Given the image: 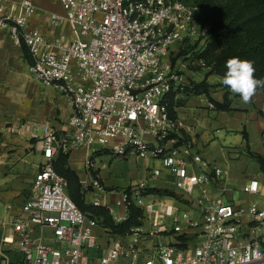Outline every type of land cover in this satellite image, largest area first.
<instances>
[{"label": "built area", "instance_id": "obj_1", "mask_svg": "<svg viewBox=\"0 0 264 264\" xmlns=\"http://www.w3.org/2000/svg\"><path fill=\"white\" fill-rule=\"evenodd\" d=\"M57 1L63 13H48V24L72 29L50 38L29 26L33 0H0V31L27 48L32 79L70 109L66 131L46 125L31 135L43 162L21 213L0 221V264H264V182L253 177L239 190L248 198L224 200L229 169L195 153L169 113V96L188 84L172 54L192 41L202 50L211 30L198 8L183 0ZM80 149L96 194L95 155L130 152L159 160L180 202L148 193L161 176L154 169L117 202L139 208L142 226L111 236L76 207L53 168L58 155Z\"/></svg>", "mask_w": 264, "mask_h": 264}, {"label": "crops", "instance_id": "obj_2", "mask_svg": "<svg viewBox=\"0 0 264 264\" xmlns=\"http://www.w3.org/2000/svg\"><path fill=\"white\" fill-rule=\"evenodd\" d=\"M33 2L37 10L29 23L30 28L37 29L50 38L71 31L72 28L70 26L54 28L48 24V13H63L61 4L57 0H33ZM29 64L30 57L27 48L25 46H15L9 35L0 31V201L4 204L2 211H5L3 212V220L5 221H11L13 217L21 213V206L29 196L32 179L43 162L41 143L38 140L32 139L31 135L36 132L42 136L44 132L43 126L46 125L56 132H64L68 128L67 123L70 117V109L59 93L32 79L28 71ZM179 90H183V88ZM224 94L225 91L213 100L222 102ZM183 95L178 94L176 96V99L183 101L182 106L176 108V118L182 124L184 135L192 142L195 153L201 155L208 163L227 167V165L218 164L217 161L214 162V160L202 155L206 147L197 131L198 126L196 123L198 120H191L187 117L180 118V112L185 108L189 106L195 108L202 107L199 99L202 100L205 95L198 96V100L191 98L194 95L189 97L184 95L185 98L182 99ZM230 98L233 100L232 105L234 110L217 112L213 109V105L208 99L206 107L209 111L217 113L216 121L218 128L214 133L220 134L222 133L220 131L224 130L223 134L226 135L225 143L230 145L227 147V157H223V160L230 159L233 156V150L238 149L232 145H240L239 147L246 148L248 156L249 153L263 155L264 117L260 113H264V94L257 90L251 100L252 103L247 104L241 101L239 95L231 92ZM193 99L196 102H193ZM244 121L255 122L256 124L255 128L260 135L261 145L258 151H251L250 145L252 144L249 133L244 126L239 128L238 124L242 125ZM229 135H235L236 144L233 143V139H230ZM85 154L86 151L83 149L73 151L69 156L68 163L71 169L77 173L83 192L84 189H89V192H84L87 201L108 209L115 221L126 219L128 212L123 207L118 206L117 202L121 199L123 193L129 190L131 185L124 188L120 196L116 198V188L112 182L111 173L106 171V165L103 164L104 157H111L108 161V166H110L112 159L117 158V156L107 151H100L95 155V168L93 172L98 176L103 188V191L96 194L91 188L92 175L85 168ZM128 157H132L138 161H145L149 164L151 162H159L160 167L156 166L152 170L148 169L146 180L149 179L154 169L161 170V176L156 181L151 182L150 189L171 191L177 199L165 195L155 196L180 202L174 188L175 178L168 169L162 166L159 160L157 161L150 157H140L130 152L124 159L126 160ZM249 158L251 157L249 156ZM77 165H81V167ZM229 173L228 180L222 184L225 187L226 195L232 193L235 188L240 190L249 179L253 178V176L249 177L246 174L234 178L230 169ZM257 176L264 182V176L258 165L254 173V177ZM243 178L244 181H241ZM213 193L218 194L219 190H214ZM239 194L242 198H248L242 193ZM108 202L113 205V209L107 207L106 203ZM9 206L10 209H7ZM11 256L18 255L11 254Z\"/></svg>", "mask_w": 264, "mask_h": 264}, {"label": "trees", "instance_id": "obj_3", "mask_svg": "<svg viewBox=\"0 0 264 264\" xmlns=\"http://www.w3.org/2000/svg\"><path fill=\"white\" fill-rule=\"evenodd\" d=\"M186 4L198 8L199 20L211 26L205 47L200 50L199 42L189 45L186 43L180 48L179 57L194 54L193 60L200 61L209 69L210 75L220 79L226 72V61L232 57L254 61L255 76L264 79V0H183ZM195 51L196 48H198ZM30 57V55H29ZM175 59H173L174 63ZM31 62V59H30ZM222 84V83H221ZM225 94L222 102L215 101L210 96V88L206 81L191 82L183 90L173 92L168 100L170 116L176 118V108L182 106L183 101L176 99L178 94L185 96L205 95L217 112L234 110L230 90L222 84ZM264 94V88H258ZM252 103V101L250 102ZM264 117V113H260ZM264 143V133H263ZM264 174V154L249 153ZM69 156L60 154L53 162L54 170L67 181V193L76 207L88 218L106 230L111 236H125L133 229L143 224L142 211L131 205L124 221L117 223L110 211L105 207L91 204L87 201L80 185L77 173L68 163ZM149 194L175 197L167 190L148 189ZM179 198V197H178Z\"/></svg>", "mask_w": 264, "mask_h": 264}, {"label": "rangeland", "instance_id": "obj_4", "mask_svg": "<svg viewBox=\"0 0 264 264\" xmlns=\"http://www.w3.org/2000/svg\"><path fill=\"white\" fill-rule=\"evenodd\" d=\"M56 1V0H54ZM83 41H88L87 38H82ZM195 42H190L189 45H194ZM200 47V45H199ZM196 48L195 51H197ZM181 51H177L172 54L171 60L173 62V59H175L174 64L177 66L178 71L184 75L185 79L190 84L191 82L200 83L202 81H206L209 85H211L210 88V96L212 99H216L220 93L224 92V88L221 84V79L215 75L209 74V69L206 68L203 63L197 60H193V53L192 51L185 55V56H178ZM184 89V87H182ZM181 88V89H182ZM185 96H182V99H184ZM191 98H194L195 100H198V96H193ZM193 99V102H196ZM202 104V107L195 108L193 106H189L185 108L182 112H180V118L187 117L191 120L197 121L196 125L198 126L197 131L198 134L201 136L203 140V144L206 147V150H204V153L202 154L206 158H210L214 160V162L217 161L218 164L224 165L228 167L233 173V177H240L242 174L249 175V177H254V173L257 169V164L254 159L249 158L247 155L246 148L239 147L240 145H232L233 147H237L238 149L233 150V156H231L230 159L223 160V157H227V152L230 145H227L225 143L226 135L223 134L224 130H221L220 134L214 133V131L218 128V124L216 121L217 113L214 111H209L207 107V97L203 96L202 100L199 99ZM209 101V100H208ZM192 102V101H190ZM239 128H242L244 126L247 130V132L250 135V142L252 145L251 151L255 152L258 151L259 148H261L260 145V135L256 131L255 128V122H249L244 121L243 124H238ZM241 137V135L239 134ZM230 139H233V143H235V135H229ZM241 141L240 139H238ZM209 144V145H207ZM111 159L110 156L104 157L103 164L106 165V171L108 173H111L113 184L115 189V195L116 198L120 196L124 188L129 187L133 183L141 182V180L147 181L146 178L148 177V169H153L154 167H160L159 162H151L146 163L145 161H138L132 157L126 158V160L123 157L120 158H113L111 165L108 166V161ZM158 161V160H157ZM78 167H81V165H77ZM222 167V166H219ZM248 179V178H247ZM241 181H244V178L241 179ZM236 184V182H234ZM224 200H227L228 198L234 197L237 199L239 197V190L235 188L232 193H228ZM176 198V197H175ZM177 199V198H176ZM180 199V198H179ZM178 199V200H179ZM109 200V199H108ZM107 207L109 209H113V205H111L109 202L106 203ZM3 202L0 201V221L3 220ZM101 238H105L103 235V232L100 231ZM12 260H18V256H11Z\"/></svg>", "mask_w": 264, "mask_h": 264}, {"label": "clouds", "instance_id": "obj_5", "mask_svg": "<svg viewBox=\"0 0 264 264\" xmlns=\"http://www.w3.org/2000/svg\"><path fill=\"white\" fill-rule=\"evenodd\" d=\"M226 72L221 83L231 93L239 95L245 104L250 103L258 88H264V79L255 76L254 61L232 57L226 61Z\"/></svg>", "mask_w": 264, "mask_h": 264}]
</instances>
